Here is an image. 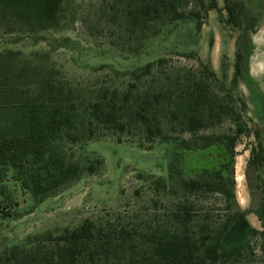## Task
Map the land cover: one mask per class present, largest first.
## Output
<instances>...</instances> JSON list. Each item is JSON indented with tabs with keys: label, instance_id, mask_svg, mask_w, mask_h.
<instances>
[{
	"label": "trees",
	"instance_id": "trees-1",
	"mask_svg": "<svg viewBox=\"0 0 264 264\" xmlns=\"http://www.w3.org/2000/svg\"><path fill=\"white\" fill-rule=\"evenodd\" d=\"M178 1H135L128 12L130 30L137 28L136 33L144 35L142 44L146 43L157 30L144 31L161 18L185 19ZM63 2L0 0V37L17 35L40 41L38 34L59 26ZM194 2L204 14L220 12L216 0ZM223 3L224 23L239 31L230 77L221 60L220 78L203 66L207 76L178 78L175 85L139 93L134 91L135 83L150 76L165 59L125 71L103 65L96 71L110 66L113 75L132 82L124 92L107 89L98 99L84 100L59 70L45 65L47 55L35 54L32 60L19 51L0 52V196L5 195L6 201L8 191L3 184L9 178L38 205L82 177L83 169L65 158L62 143L97 141L99 126L119 134L133 126L140 128L144 151L152 150L157 140L166 143V175L137 176V181L160 195L153 203L157 215L148 225L135 229L109 217L97 222L84 219L73 229L27 236L22 243L0 250V264H264V126L248 125V106L238 91L246 67L249 11L242 0ZM190 15L199 31L200 14ZM142 44L129 57L137 56ZM162 118L171 130L179 129L181 137L170 140L163 132ZM223 121L229 122L227 132H205L207 125ZM241 137L253 139L245 149L244 179L251 202H259L257 209L244 213H256L260 224V230H250L246 252L238 244L232 248L223 244L241 211L234 176L235 148ZM93 167L85 171L90 173ZM215 198L221 203L219 209L210 203ZM6 205L1 204L0 210L8 218L6 211L12 207ZM255 239L260 240L258 261L250 245Z\"/></svg>",
	"mask_w": 264,
	"mask_h": 264
},
{
	"label": "rangeland",
	"instance_id": "rangeland-1",
	"mask_svg": "<svg viewBox=\"0 0 264 264\" xmlns=\"http://www.w3.org/2000/svg\"><path fill=\"white\" fill-rule=\"evenodd\" d=\"M135 1L64 0L56 29L38 34L40 41L19 38L17 35L1 36L0 52L19 51L24 58L32 60H35V54L47 55L45 65L59 70L84 100L98 99L107 89L125 91L132 81L113 75L112 67L133 70L158 59H165V63L155 66L150 76L137 81L135 92H152L164 88L166 84L175 85L178 78H202L207 76L203 66L220 78L221 60L225 64L226 75L230 77L234 41L239 31L224 23L226 13L223 11V0H216L220 12L210 10L206 14L194 0H179L178 10L185 14V19L170 22L161 18L148 31H144L149 34L157 30V35L143 44L144 35L136 33L137 28L130 30L129 27L128 12ZM242 1L249 11L245 19V38L249 45L245 51V73L238 91L248 106L247 115L251 120L248 125L264 126V0ZM190 12L198 13L202 18L199 31L194 29ZM141 44L142 51L137 56L129 57ZM103 65L112 67L105 66L103 70L96 71ZM161 122L163 132L170 140L181 137L179 129L171 130L163 118ZM229 127V122L223 121L212 127L207 125L205 132L224 133ZM96 137L97 141L88 143H62L65 158L77 163L84 174L48 196L44 202L38 205L33 203L10 178L3 184L8 195L7 201L5 195L0 196V205L7 204L12 208L11 212L6 211L10 214L8 218L3 217L0 210V250L22 243L27 236L73 229L84 219L97 222L109 217L130 228L141 229L149 224L153 214L157 215V212H153V203L160 195L153 193L145 183L137 181V176L166 175V143L157 140L152 150L144 151V136L136 126L124 134L99 126ZM252 141V138L241 137L235 148V195L241 211L236 216L238 221L223 239L226 248L238 244L245 252L250 230H260L256 213H244L249 208L259 207L257 200L251 202L244 179L248 158V150L245 149ZM96 159L102 160L101 164H95ZM91 164L94 167L87 173L85 170ZM210 203L213 209L221 208L217 198ZM156 209L161 210L162 207L156 205ZM250 245L258 261L260 240H253Z\"/></svg>",
	"mask_w": 264,
	"mask_h": 264
}]
</instances>
